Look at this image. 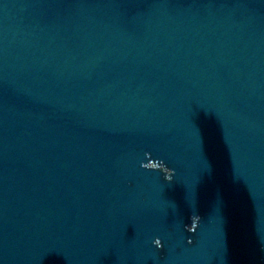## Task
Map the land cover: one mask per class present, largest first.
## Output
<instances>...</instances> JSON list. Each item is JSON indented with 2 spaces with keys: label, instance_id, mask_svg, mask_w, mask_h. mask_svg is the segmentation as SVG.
Listing matches in <instances>:
<instances>
[{
  "label": "water",
  "instance_id": "obj_1",
  "mask_svg": "<svg viewBox=\"0 0 264 264\" xmlns=\"http://www.w3.org/2000/svg\"><path fill=\"white\" fill-rule=\"evenodd\" d=\"M0 264H264V0H0Z\"/></svg>",
  "mask_w": 264,
  "mask_h": 264
}]
</instances>
